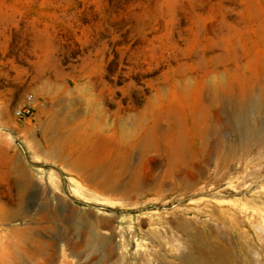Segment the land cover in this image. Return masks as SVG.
<instances>
[{
  "label": "rangeland",
  "instance_id": "374dc122",
  "mask_svg": "<svg viewBox=\"0 0 264 264\" xmlns=\"http://www.w3.org/2000/svg\"><path fill=\"white\" fill-rule=\"evenodd\" d=\"M260 95L264 0H0V170L21 162L64 212L111 219L103 231L128 246L117 264H183L188 224L208 235L202 207L254 205L253 184L264 185ZM29 102L34 113L19 118ZM148 132L155 145L144 148ZM69 136L76 152L124 153L121 192H99L74 158L49 156L48 141ZM43 202L30 198L34 210ZM252 237L247 248L260 251ZM70 239L53 264L88 263Z\"/></svg>",
  "mask_w": 264,
  "mask_h": 264
},
{
  "label": "bare ground",
  "instance_id": "6f19581e",
  "mask_svg": "<svg viewBox=\"0 0 264 264\" xmlns=\"http://www.w3.org/2000/svg\"><path fill=\"white\" fill-rule=\"evenodd\" d=\"M236 100L242 102L240 96ZM263 101L264 96L260 95L259 102ZM253 128L254 125H247L249 132ZM116 132L121 146L127 141V130L121 121ZM140 142L144 148L154 146L153 133H142ZM48 146L51 147L49 156L56 160L62 161L64 156L74 158L70 164L72 169L97 191L115 194L124 189L117 182L121 170H116L124 162L123 152L98 154L87 148L76 152L70 136L51 138ZM249 185L234 184L240 192H248ZM48 190L21 162L7 161L6 167L0 170V264H53L63 241L71 236L73 239L68 243L77 249L78 256L87 258V264H117L121 257L117 251L128 246L123 243L124 234L117 239L114 229L103 231L112 220L105 216H86L80 222V218L64 212L59 201H54L55 193ZM252 190L253 206L219 200L202 207L201 213L209 218V223L204 224L208 235L198 229L196 221L188 224V251L181 258L183 264H264V185L254 183ZM33 194L44 200V205L36 210L30 204ZM48 232L53 234L49 239ZM252 236L261 242L260 251L247 248Z\"/></svg>",
  "mask_w": 264,
  "mask_h": 264
},
{
  "label": "built area",
  "instance_id": "2783aa9c",
  "mask_svg": "<svg viewBox=\"0 0 264 264\" xmlns=\"http://www.w3.org/2000/svg\"><path fill=\"white\" fill-rule=\"evenodd\" d=\"M32 96H30V100H31ZM34 104H32L31 102L25 104L23 107L18 108L16 111V115L19 118H27L32 116V114L34 113Z\"/></svg>",
  "mask_w": 264,
  "mask_h": 264
}]
</instances>
